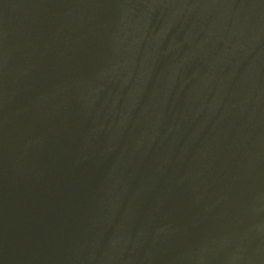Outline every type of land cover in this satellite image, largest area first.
I'll use <instances>...</instances> for the list:
<instances>
[{
  "label": "water",
  "instance_id": "water-1",
  "mask_svg": "<svg viewBox=\"0 0 264 264\" xmlns=\"http://www.w3.org/2000/svg\"><path fill=\"white\" fill-rule=\"evenodd\" d=\"M0 264H264V0H0Z\"/></svg>",
  "mask_w": 264,
  "mask_h": 264
}]
</instances>
